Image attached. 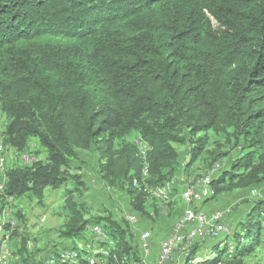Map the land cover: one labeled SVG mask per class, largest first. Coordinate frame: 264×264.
<instances>
[{
    "label": "trees",
    "instance_id": "1",
    "mask_svg": "<svg viewBox=\"0 0 264 264\" xmlns=\"http://www.w3.org/2000/svg\"><path fill=\"white\" fill-rule=\"evenodd\" d=\"M0 114L2 147L26 153L34 140L46 153L44 162L1 170L5 197L42 199L46 188L67 182L80 151L93 150L102 184L124 190L128 209L143 222L153 217L147 195L160 200L172 189L177 146L190 149L188 168L202 160L207 171L238 150L210 182L208 201L260 189L264 0H0ZM211 133L231 152L224 144L209 150ZM82 185L65 191L60 236L89 241L88 252L71 246L65 253L72 258L59 252L49 260L141 264L124 218L86 219L88 206L76 199ZM248 202L232 234L233 259L262 244L264 199ZM6 223L2 232L12 230ZM228 244L214 243L203 258L193 244L178 264L224 263ZM20 251L28 253L24 243ZM90 256L99 260L84 259ZM22 263L44 261L29 254Z\"/></svg>",
    "mask_w": 264,
    "mask_h": 264
},
{
    "label": "rangeland",
    "instance_id": "2",
    "mask_svg": "<svg viewBox=\"0 0 264 264\" xmlns=\"http://www.w3.org/2000/svg\"><path fill=\"white\" fill-rule=\"evenodd\" d=\"M6 121L0 114V168L3 171L10 170L11 168L21 166L30 167V165L36 162H44L46 158V153L43 147H40L34 140L28 144V151L25 153L18 152L15 149H9L8 147H2L1 141L3 139V132L5 130ZM133 135L128 139L139 140ZM142 141H140L141 143ZM144 143V142H143ZM208 149L215 148L216 144H224L223 151L231 152L230 147L223 142L220 137L209 134ZM140 149V148H139ZM189 148L187 146H177V151L179 154V161L181 163L179 171L177 173V178L183 179L185 182H193L198 179L200 184L201 176H205L207 173V166L202 160H198L190 168L187 167L189 164ZM143 154L142 150L140 149ZM238 150L235 149L231 153L235 156ZM230 153V154H231ZM144 156V155H143ZM185 160L186 165L184 166L183 161ZM98 159L96 153L93 150L90 151H80L77 160H73L71 163V171L69 173V179L60 188H46L42 199L33 198L31 201L27 198L16 199L13 197H5L2 194L3 190H0V235H3V242L6 245V251L8 253V258L5 261H0V264H23L22 260L24 257L31 254L37 261H41L44 264H49V259L52 256H59L60 253H65V250H70L71 246L78 247V250H84L88 252L87 244L88 242L76 241L75 243H70L69 241L63 240L60 236V231L62 230V225L64 222L63 214V200L65 198V191L71 189L76 182L82 181L83 185L80 186V190L76 193V199L88 206V212L86 215L87 220H92L95 218H107L113 217L115 219H120L124 210L128 208L129 200L126 192L121 189H109L102 184L98 175ZM1 175V174H0ZM180 183V180L177 181ZM174 187L177 188L174 182ZM205 187V185H203ZM207 188V187H206ZM172 189L166 191L164 194V199H156L154 196L147 195V211L149 214H153L151 219H143L139 217V225H143L145 231L149 233V242H157V240L162 239L164 233L172 227L173 219L176 215L175 209L177 205L181 204L180 200L177 201V196H170ZM178 191L176 192V194ZM249 193V192H248ZM248 193L242 190H234L231 193L224 194L220 197H216L212 200H204L200 205L199 209V223L201 228V235L199 243L196 244L200 247L197 253V258H203L210 248L204 244L208 241L209 235V223L207 220V213L212 212L214 209L222 208L228 204L234 205V229L237 226L236 221L244 217V213L248 211L250 207V202H248ZM261 194L264 199V186L261 188ZM10 202V203H9ZM20 215V218L18 217ZM243 216V217H242ZM13 220L11 231L2 232V222L7 224V220ZM176 221V220H175ZM160 229H162L161 232ZM233 229V232H234ZM156 231L158 233H156ZM232 235L228 237V248L234 250L235 243L231 240ZM262 244L256 246L252 254L242 259H237L233 257L225 258L222 257L224 263L217 264H264V233L262 236ZM86 240V238H84ZM88 240V239H87ZM130 245L132 242L130 240ZM226 240H221L219 242L223 243ZM24 243L27 249V254L21 253L20 249ZM212 243V247L214 245ZM74 244V245H73ZM113 245V244H112ZM111 245V246H112ZM231 245V246H230ZM134 247V245H132ZM97 248L96 244L91 247V250ZM96 250V249H95ZM137 253L136 257L141 258L138 250L134 249ZM206 252V253H205ZM155 248L149 253V258L146 261L152 260L154 257ZM183 254V252H182ZM233 254V253H232ZM233 256V255H232ZM23 257V258H22ZM86 260H99L94 256L84 258ZM178 258L174 259L173 264H177ZM241 261V262H238ZM142 264V263H141Z\"/></svg>",
    "mask_w": 264,
    "mask_h": 264
},
{
    "label": "built area",
    "instance_id": "3",
    "mask_svg": "<svg viewBox=\"0 0 264 264\" xmlns=\"http://www.w3.org/2000/svg\"><path fill=\"white\" fill-rule=\"evenodd\" d=\"M234 159L233 153L229 154L226 158H222L211 166L210 170L206 173V180L208 183L207 199L212 196L211 181L222 170H224L229 162ZM185 161V160H184ZM183 161V163H184ZM185 164V163H184ZM1 176L2 171L0 168ZM180 180V187L182 189L181 211L177 216L176 222L171 227L162 239L149 242V233L144 229L143 225L137 224V216L135 211H129L127 208L122 214V218L129 226V236L134 245V249L138 250L142 259V264H173L174 259H179V254L184 251L188 245L200 244L201 228L199 223V195L200 188L198 179L193 182H185ZM177 180V181H178ZM1 184V179H0ZM260 189H253L248 193V200L262 199ZM234 205H226L219 209H214L212 212L207 213V220L209 223L208 244L209 248L213 242L227 240L233 234L234 229ZM10 226L13 220L10 217ZM231 246V245H230ZM155 248L153 259L146 261L149 258V253ZM233 249L228 248L223 256L224 258L232 256ZM8 258L7 251H5L4 244L0 248V261H5ZM98 263V262H96Z\"/></svg>",
    "mask_w": 264,
    "mask_h": 264
},
{
    "label": "crops",
    "instance_id": "4",
    "mask_svg": "<svg viewBox=\"0 0 264 264\" xmlns=\"http://www.w3.org/2000/svg\"><path fill=\"white\" fill-rule=\"evenodd\" d=\"M175 178H177V176L175 177ZM175 183H176V186H177V190H178V193L176 194V196H177V201H178V199L180 200L181 199V197H182V189H181V187H180V184L177 182V180H175ZM174 187V186H173ZM199 188H200V195H199V200H198V203H199V209L200 210H202L201 209V207H200V205L202 204V202L204 201V200H206L207 199V195H208V188H206V187H204L202 184H199ZM130 211V210H129ZM175 213H174V215H176L175 216V218L173 219V223H174V221L177 219V216H178V214L180 213V211H181V205L179 206V204L177 205V208L175 209ZM237 214L238 213H236L235 214V216L236 217H238L239 218V216H237ZM137 221H138V217H137ZM172 223V224H173ZM137 224H139L138 222H137ZM172 227H173V225H172ZM159 230L161 231V232H164V231H162V229H160L159 228ZM169 230V229H168ZM167 232V231H166ZM166 232L164 233V235L166 234ZM156 233H158L157 231H156ZM204 244H206V246H209V244H208V241L207 242H205ZM212 247V246H211ZM141 259V258H140ZM183 254L182 253H180L179 254V261L177 262V264L178 263H180L181 261H183ZM141 262H142V259H141Z\"/></svg>",
    "mask_w": 264,
    "mask_h": 264
},
{
    "label": "bare ground",
    "instance_id": "5",
    "mask_svg": "<svg viewBox=\"0 0 264 264\" xmlns=\"http://www.w3.org/2000/svg\"><path fill=\"white\" fill-rule=\"evenodd\" d=\"M184 163H185V164H183V165L185 166V165H186V162L184 161ZM177 180H178V179H177ZM174 182H175V181L172 180V181L169 183V188H172V187L174 186V184H173ZM199 182H200L201 184H204V185H205V184H206V185L208 184L207 181H206V182L199 181ZM153 195L157 197V193H153ZM9 203H10V202H9ZM175 222H176V221H174V223H173L174 225H176ZM174 225H173V226H174ZM94 231H95V233H96V235H97V237H95V240H102V239H103V236H102L101 231H100L98 228H95ZM2 244H4V243H2ZM2 244L0 245V248H1ZM190 246H192V245H188L186 248H188V247H190ZM4 248H5V251H6V245H5V244H4ZM7 254H8V253H7ZM65 256H66L67 259L73 257V255H72V254H69V253H65ZM73 261H74V260H73ZM49 264H54V262L50 260V261H49ZM133 264H136V263H133Z\"/></svg>",
    "mask_w": 264,
    "mask_h": 264
}]
</instances>
